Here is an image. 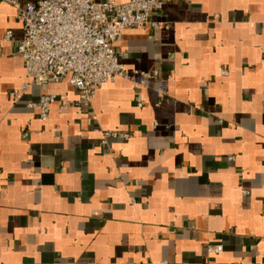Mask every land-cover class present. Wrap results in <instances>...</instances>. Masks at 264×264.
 I'll return each instance as SVG.
<instances>
[{"label": "crops", "instance_id": "obj_1", "mask_svg": "<svg viewBox=\"0 0 264 264\" xmlns=\"http://www.w3.org/2000/svg\"><path fill=\"white\" fill-rule=\"evenodd\" d=\"M152 19L115 46L144 84L75 106L68 77L10 95L23 28L0 0V264H264V0L164 2Z\"/></svg>", "mask_w": 264, "mask_h": 264}, {"label": "built area", "instance_id": "obj_2", "mask_svg": "<svg viewBox=\"0 0 264 264\" xmlns=\"http://www.w3.org/2000/svg\"><path fill=\"white\" fill-rule=\"evenodd\" d=\"M3 1L16 9L23 28L17 53L23 60L26 80L10 95L17 98L32 84L59 82L68 77V83L77 91V98L68 104L87 106L98 86L116 78L138 75L140 84H144L145 72L126 68L120 62L116 43L126 28L160 26L152 14L161 10L164 2L180 0H24L23 4L20 0ZM9 36L7 31L5 38ZM56 100V94L45 93L29 106L37 108L40 121H46ZM103 135L106 138L116 133L104 131ZM22 136L27 138L28 132H22ZM122 136L128 138L126 133ZM208 250L220 252L222 246L210 245Z\"/></svg>", "mask_w": 264, "mask_h": 264}]
</instances>
